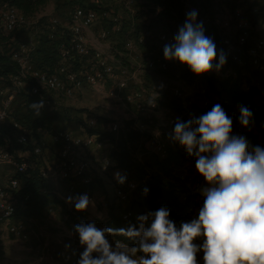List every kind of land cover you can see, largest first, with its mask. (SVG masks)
I'll return each instance as SVG.
<instances>
[{"label":"built area","instance_id":"obj_1","mask_svg":"<svg viewBox=\"0 0 264 264\" xmlns=\"http://www.w3.org/2000/svg\"><path fill=\"white\" fill-rule=\"evenodd\" d=\"M82 3L73 6L66 21L67 38L60 45L59 50L61 58L66 63H61L49 73L34 69L31 65L34 38L29 43L20 42L12 52V59L18 65V72L12 77L11 86L0 88V127L10 125L14 130L12 139L0 149V168L6 171L5 176L0 179V226L22 243L28 239L27 220L22 214L19 215L18 211L27 207L29 194L17 196L24 183L18 175L26 174L28 162L17 158L5 148L13 141L20 145L30 139L28 137L30 131L11 119L10 115L15 95L26 85L28 79H31V93L38 101L43 99L44 107L48 108L52 105L53 95L75 97L81 95L86 86L98 93L106 79L118 76L115 82L116 91H110L108 94L115 98L120 97L121 102L127 107L131 104V111L127 112L124 118L111 120L106 132L110 135H117L123 131L130 132L129 129L139 132V136L134 138L136 149L132 155L128 150V155L132 162L144 170V174L139 179L118 170L126 176L123 184L118 183L115 177L112 179L111 196L116 207L120 205L118 209L122 221H126L130 216L125 205L128 196L152 173H156L164 181L179 188L180 201L190 200L186 203L185 221L197 214L202 203L198 189L204 181L195 170V159L189 157L178 143L168 139L177 119L182 122L187 121L211 110L215 104H220L233 120V134L244 135L253 145L264 144L261 136L264 121L255 117L252 118L249 127L242 126L239 123V108L231 104L225 96L212 92L207 85L208 78L214 80L238 78L240 88L249 93L252 102L262 110L264 116V33L260 32V30L264 31V10L257 0H213L214 15L211 23L214 34L206 36L213 39L216 49L220 46L217 60L213 63L218 62L221 51L226 56V63L219 71L213 69L199 76L193 74L187 65L175 60H165L163 57L164 45L174 42L173 37L185 22L186 14L191 10L197 11L194 6L180 1L178 15L163 28L156 31L154 28L144 27L135 35H128V32L123 34L124 39L121 44L124 51L133 52L141 46L144 48L143 59L138 71L128 72L126 69H121L117 73L113 66V56H103L99 50L89 46L85 40V32L105 21L107 26L100 28L94 35L90 34L95 43L109 40L112 33L121 34V17L113 13L112 9L104 7L121 6L133 14L140 11L141 15H144L140 21L155 16L160 8L147 6L145 0H86ZM215 3L219 4V8L215 7ZM133 9L134 12L131 11ZM46 19L50 24V36L59 32L56 28V25H59L57 20ZM201 21L204 23V19L198 14L197 22ZM0 22L7 32H14L27 29L36 21L31 22L15 6L0 2ZM121 44L113 51L110 49V52H121ZM80 59L87 62L88 66L80 65L75 68L74 61L79 62ZM146 72L152 74V84L144 83L143 76ZM129 81L133 88L120 95L118 92L126 89ZM161 92L166 94L163 96ZM93 116H84L86 119H81L79 133L55 130L50 134V142L57 146L55 165L41 160L44 146L39 142L35 143L34 140L31 141L32 153L39 160V177L48 184L53 197L64 205L66 215L71 216L73 222L77 218V211L74 209V202H67V198H74L72 194L78 187L86 188L91 184L94 178L93 169L96 173L108 174V171L115 166L111 154H108L101 158L93 169L91 167L90 149L100 148L102 140L105 139L98 138V134L88 132L94 130L96 119ZM121 137L126 138L123 134ZM126 143L128 145V142ZM169 153L174 158L172 157L168 162L166 173L155 168H147L146 163L151 156L160 160L166 158ZM142 155L145 156L144 159ZM64 182H66V190L62 192L58 186ZM89 198L93 200L92 196ZM101 206L107 208L109 203L102 202ZM107 238L110 242L116 243L112 236ZM76 247L83 249L79 245V240L76 242ZM200 255L202 256V253Z\"/></svg>","mask_w":264,"mask_h":264},{"label":"clouds","instance_id":"obj_2","mask_svg":"<svg viewBox=\"0 0 264 264\" xmlns=\"http://www.w3.org/2000/svg\"><path fill=\"white\" fill-rule=\"evenodd\" d=\"M197 16L196 10L186 14L174 42L164 45L163 57L187 65L199 76L219 71L226 56L221 51L213 63L216 45ZM44 106L43 99L30 105L36 116ZM239 111V123L249 127L253 113L246 106ZM232 125V118L215 104L187 121L177 119L168 135L195 159V170L203 177L198 189L202 203L193 218L177 225L170 209L160 206L138 215L126 228L81 221L73 230L83 248L76 264H264V147L233 134ZM114 177L120 184L126 180L119 172ZM148 192L142 189V195ZM73 201L76 211L92 203L87 194L67 198ZM112 235L131 244L112 243L107 238Z\"/></svg>","mask_w":264,"mask_h":264},{"label":"trees","instance_id":"obj_3","mask_svg":"<svg viewBox=\"0 0 264 264\" xmlns=\"http://www.w3.org/2000/svg\"><path fill=\"white\" fill-rule=\"evenodd\" d=\"M86 0H63V4H66L64 8H68L67 11H63L65 14V21L73 10L75 4H83ZM147 6H153L160 8L159 12L145 20L139 22H133L132 25H128L121 22V34H125L130 27L129 34H137L138 31L145 28H154L158 30L164 27V25L172 21L179 13L180 1H185L189 5L194 6L199 16L204 19L203 27L205 35H213L214 27L211 23V18L214 15L213 0H145ZM0 2H7L10 5L15 6L24 15L31 14L34 8L42 2V0H0ZM56 9V8H55ZM57 11V10H56ZM150 12V10L148 11ZM147 16V14H146ZM132 19H134L132 17ZM139 20V19H138ZM56 25L59 30L56 34L50 31V24L45 18H39L31 27L27 29H21L14 32H7L2 23L0 22V88H6L11 86L12 77L18 72V65L12 59V52L16 50L18 44L22 42L19 37L25 31L31 32L34 37V49L31 52V65L34 69H39L44 72H51L57 68L61 63H66L60 56V45L66 40V30ZM133 31H132V30ZM123 32V33H122ZM217 41V38L213 36ZM220 51V46L217 48V52ZM73 65V62H71ZM26 85L15 95L11 108V119L25 126L31 134L30 139L34 136H38L37 128H44L43 130H49L40 117L34 115V109L30 107L31 103L38 102L37 97L31 93V79L26 80ZM207 85L209 89L217 94L225 96L231 104L240 106H246L252 113V118L259 117L264 121L262 110L257 107L251 100L249 93L244 92L239 85L238 78H227L223 80H214L213 78L207 79ZM16 108V109H15ZM16 111V113H15ZM240 113V111H239ZM90 133L98 134V138L104 137L112 142V136L106 131L90 130ZM102 132V133H100ZM14 130L10 125H4L0 127V149L4 147L13 137ZM262 139L264 140V128H262ZM121 137V136H120ZM8 138V139H7ZM32 138L31 140H36ZM28 140L25 144H17L14 141L10 146H5V149L11 151L17 158L23 159L28 162V169L26 174H20L18 177L24 181L22 188L18 191L17 196H21L26 193L29 194V200L27 201V207L23 210H19L21 214H37L40 209L47 203H58L47 183H45L39 177V160L36 155L32 153V143ZM128 139V136L125 138ZM124 138L117 140L115 143V149L111 152V157L115 163L116 168L124 171L128 176L139 179L144 174L142 167L132 162L128 155V150L124 145ZM11 143V142H10ZM37 143V142H36ZM264 147V144L260 145ZM172 154L164 159H156L154 156L147 161L146 165L151 168L161 170L166 173L168 171L167 164L172 159ZM174 158V157H173ZM89 186V185H88ZM87 186V187H88ZM147 187L149 192L146 196L142 195V189ZM85 189V188H83ZM179 191L174 184L164 181L156 173H152L144 182H140L135 191H133L126 201V208L130 212V216L126 221L121 220L120 211L118 209L113 210L110 207L105 227H127L130 223H136V217L140 214H145L150 210H156L160 206H166L170 209V219L174 220L177 225L180 221H185L186 203L179 199ZM20 198V197H18ZM115 242H125L131 244V241H127L125 237L121 235H112Z\"/></svg>","mask_w":264,"mask_h":264},{"label":"crops","instance_id":"obj_4","mask_svg":"<svg viewBox=\"0 0 264 264\" xmlns=\"http://www.w3.org/2000/svg\"><path fill=\"white\" fill-rule=\"evenodd\" d=\"M216 1V0H214ZM222 5L220 4V7ZM215 7L219 8V4L215 3ZM42 13L40 12L37 17H39ZM134 16V19H132V16ZM129 20L125 19L124 16V20L122 21V23H125V21L128 20L127 24L130 26L132 25L133 22H139L141 17H143L144 15H141V12H137L136 14H131ZM139 19V20H138ZM107 22L103 21L102 23L96 24L93 27H91L89 30H87L85 32V40L88 43L89 46H92L94 49L99 50V53L103 56H113V66H114V70L118 73L121 69H126L128 72L131 71H138V67L140 66L141 62H142V52H143V47L139 46L138 48H136L135 51L133 52H110V49L114 48H119V45L121 44V42L124 39V35L123 34H113L111 35L110 39L105 41V42H99V43H95V41H93L92 37L90 36V34H96L97 31L100 28H103L106 25ZM132 30V29H131ZM127 31H130V27L127 29ZM133 31V30H132ZM260 32L264 33L263 30H260ZM29 35L28 37H31L30 34L31 32H28ZM130 33V32H129ZM22 35H20L19 39H22ZM132 35V34H131ZM33 37V36H32ZM34 38V37H33ZM81 66H88L87 62H85L84 60L80 59L79 62L77 60L74 61V67L78 68ZM73 67V65H72ZM118 76H114L113 78H108L106 79V81L104 82L102 89L99 90L98 93L93 92L92 90H90L89 87H84L81 95L75 96V97H71V98H65L62 96H55L53 95V100H52V105L50 107H48V109L53 111V116H52V121H59L61 120L59 123V125H61L63 127V129L61 130H67L66 127H64V125H66L67 123H75L74 125L76 126V133L80 132V128H79V124L78 121L76 119H82L84 118V116H92V115H97L98 117H100V119H103V121H105V123H100L99 127H97L96 131H106L107 130V125L108 123L113 120L114 118H124L127 115V112L131 111V104H128V107L126 105H124V103L121 102V98L120 97H113L111 95L108 94V92L110 91H116L115 88V82L117 80ZM143 81L146 84H152V74L149 72H146L143 76ZM131 82H128V86L126 89L121 90L120 92H118L120 95L129 91L130 89L133 88V86L130 85ZM161 94L164 96L166 94V92H161ZM35 115V112H34ZM81 115V116H79ZM36 116V115H35ZM78 117V118H76ZM76 120V122H75ZM52 121L49 123L51 124ZM46 126V123L44 124ZM38 131V133L44 136V133L42 130L40 129H36ZM72 132V131H71ZM75 133V131H74ZM38 134V135H39ZM95 134V133H94ZM113 135V134H112ZM115 138H113L112 142L109 141L108 139H103L102 140V145L101 148H96V147H92L90 149V154L89 156L91 157L90 161H91V167L93 169L94 166L98 165L97 163L100 161L101 158L105 157L108 154H111V152L115 149V143L117 140H115L117 138V135H115ZM120 137L118 138V140H121ZM125 140V139H124ZM50 142V139H49ZM52 144V142H50ZM53 145V146H52ZM50 146V150L49 146L46 145L44 146L43 149V156L46 157L48 159V163L55 165L56 164V153H57V146H55L54 144H52ZM106 150V151H105ZM146 152V151H144ZM0 179H2L5 176L6 171L3 170L2 168H0ZM118 168L114 167L111 169V175H109L110 177L112 176V179L114 178V174L116 172H118ZM113 173V175H112ZM66 182L61 183L60 186H58L59 190L62 192H65L66 190ZM79 188H84V187H78L77 191L72 194V196L78 197L82 194H87L89 197L92 196L93 200L92 203L89 204V206L86 208V210L83 211H77V218L76 220L73 222L72 217L71 216H67L66 215V210L64 205L58 201V203H47L45 206H43L39 213L37 214H22L23 218L27 220V229H29V227L35 225L36 221H39V217H42V215L45 213L47 220H50V223H52L53 227H55L58 232H56V236L59 237L58 240H56L57 242H61L63 241V238H73V244H72V250H73V255H75V257L73 256L72 258V263L76 264L77 259L79 258V253L83 250V249H79L76 247V242L77 240H79L78 238V234L76 235V233H74V226L78 223H80L81 221H84L85 223L87 222H91V221H95L97 224V227H103L104 226V222L105 220H107L108 215H109V210L110 207L114 209V207L116 206L115 204L113 206H108L109 209L107 210V208H103L101 206L102 202H105V198L102 195L101 197H95L92 194V190L91 189H81L79 190ZM87 188V187H86ZM68 195V194H67ZM103 197V198H102ZM57 200V199H56ZM75 202V201H73ZM111 203H109L110 205ZM60 207L59 209L61 210V214L60 217H56L55 214L50 215V211H54V209L52 207ZM52 210H51V209ZM58 210V209H57ZM59 211V210H58ZM21 217V218H22ZM50 217V218H49ZM71 231H73V234L71 233ZM21 241L13 238L10 234H8L5 229L3 227L0 226V251H4L7 249V252H9V254L12 255H16L17 258H25L24 255H22L21 252H14V250H18L20 248H22V246H18V243H20ZM22 243V242H21ZM25 243V242H24ZM61 244L63 245V242H61ZM60 244V245H61ZM4 245V247L2 246ZM24 247V246H23ZM59 249H61V246H58ZM5 255V254H4ZM95 255V254H94ZM3 256V252H0V257ZM20 261V260H19ZM12 263V262H11ZM25 264H30V263H25Z\"/></svg>","mask_w":264,"mask_h":264},{"label":"rangeland","instance_id":"obj_5","mask_svg":"<svg viewBox=\"0 0 264 264\" xmlns=\"http://www.w3.org/2000/svg\"><path fill=\"white\" fill-rule=\"evenodd\" d=\"M62 2H63V0H42V2L39 3L36 6V8L33 9L31 14H28L26 16L28 17V19L31 22H35L39 18H45V19L46 18H55L57 20L58 24L62 27V28L61 27L60 28L65 30L67 23L64 19L65 14L63 15L62 13L66 9V8H64L66 6V4H63ZM64 2H65V0H64ZM257 2L262 7V9L264 10V2L262 0H257ZM104 8H110V10L111 9L113 10V13L118 14L121 17L120 22H122L124 20V16H125V19L129 20L130 15L133 14L132 12L128 11V9H125L121 6L104 7ZM67 9L65 11H67ZM131 11L134 12V9ZM40 12L42 14L39 17H37V15ZM23 14H25V13H23ZM131 16L134 18L133 15H131ZM28 35H29L28 31H25L22 35L21 41L26 42V43L32 42L33 37L31 36V34H30L31 37H28ZM121 47H122L121 52H125L122 44H121ZM150 48H152V47H150ZM51 99L53 100L52 96H51ZM50 109H48L47 107H43L40 110L41 114L38 117H40V120L42 121L43 124L46 123V127L49 128V130H51V132H49L46 129L43 130L44 128L40 127L38 129L43 131L44 136L42 134L40 135L38 133L39 134L38 136H36L35 138H34V136L32 137L36 140V142H39V144L41 143L42 144V145L40 144L41 146L48 145L49 146L48 150H50V146L52 145L49 142L50 134L55 130L63 129V127L61 125H59L60 124L59 122L61 120L52 121L53 111ZM15 113H16V111H15ZM79 116H81V115H79ZM93 117L95 119L100 118L97 115H95ZM76 118H78V117H76ZM84 119H86V118H84ZM76 120L78 121V124L81 125L82 121L80 119H76ZM76 120H75V122H76ZM51 121H52V123L49 124ZM95 122L96 123H94V126H93L94 129L99 127L100 123L101 124L105 123V121H103V119H100V121L96 120ZM74 124H75L74 122H73V124L67 123L66 125H64V127H66L67 130L72 131V132L75 131V133H76L77 132L76 126ZM129 125H130V123H129ZM125 126L126 125L124 123V127ZM89 131L90 130H88V132ZM129 131L130 132H126V131H123V133L119 132V134H117V138L115 140H118L119 136H121L122 134L125 135L126 137L128 136V139L126 141H124V143H125L124 145L129 147L127 150H129V152H131V155H132L136 149L134 146L135 145L134 138H135V136H139V132H135L131 129H129ZM100 133H102V132H100ZM30 136H31V134L29 135V138H30ZM111 136H112V138H115L114 135H111ZM102 138H104V137H102ZM31 141H33V140H31ZM126 142H128V145ZM144 157L145 156L142 155V159H144ZM148 158L146 160H148ZM41 160H44V162L48 161V159L44 156L43 157L41 156ZM146 166L148 169L151 168L148 165H146ZM92 173H94V178H93L91 184L85 189H88V188L91 189L92 190L91 192L95 197H101L103 195L105 200L108 203H111L109 206H113L114 203H113V198L111 196V194H112L111 185L113 183L112 182L113 180H112V176L111 177L109 176V175H111V169L108 171V174L96 173L94 169L92 170ZM112 175H113V173H112ZM79 190H81V189L79 188ZM119 207H120V205L118 207L115 206L114 208L118 209ZM52 208L54 209V211H52V212L50 211L49 214L50 215L55 214L56 217H60V214H61L60 209L61 208L56 207V206L52 207ZM108 209H109V207H107V210ZM47 218L48 217H46L45 213L42 215V217H39V221L35 222L34 227L31 226V227H29V229H27L28 230L27 241L25 243H21V242L18 243V246L21 245L22 248H20L18 250H14V252H21L22 255L25 256V258H17L16 255L9 254V252H7V249H6L5 252L0 251V252H3V256L0 257V264H25V263H30V264H73L72 258H73V256L75 257V255H73V250H72L73 238H71V237L63 238V241H61V242H63V245L61 244V242H57L56 240H58L59 237L56 236V232H58V230L55 227H53L52 223H50V220H47ZM71 233L73 234V231H71ZM66 244L70 245V247L65 248ZM2 246L4 247V245H2ZM58 246H61V249H59Z\"/></svg>","mask_w":264,"mask_h":264}]
</instances>
